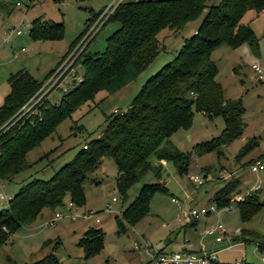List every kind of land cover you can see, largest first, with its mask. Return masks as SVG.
I'll use <instances>...</instances> for the list:
<instances>
[{
	"label": "rangeland",
	"instance_id": "obj_1",
	"mask_svg": "<svg viewBox=\"0 0 264 264\" xmlns=\"http://www.w3.org/2000/svg\"><path fill=\"white\" fill-rule=\"evenodd\" d=\"M108 1L0 0V104L9 91V75L19 70L26 71L37 81L45 82L50 76L52 79L61 78L71 69L64 77L62 86L68 89V86L77 83L79 77L82 78L78 62L80 55L84 50H103L106 37L117 27L115 22L104 21L100 26L96 21L99 10ZM203 11L177 31L163 28L157 33L160 49L134 79L136 92L148 76L172 59L183 38L197 27ZM35 17L61 23V35L55 39L32 38L29 31ZM239 21L250 28L255 42H243L235 47L217 44L211 49L209 59L215 66L213 77L219 85L223 102L239 103L240 134L224 141L214 151L197 154L193 147L219 136L224 120L219 114L207 116L192 108L188 127L178 128L168 137L174 148L189 153L185 173L177 174L170 162H164L159 180L149 170L128 189L123 199L115 186V164L111 158L103 157L83 182V205H69L65 197L64 205L56 208L63 210L65 207L60 215L59 210L42 209V215L11 234L0 246V264H31L49 250L56 254L60 264H137L147 258L146 250L149 256L187 247L184 249L195 255L201 244L207 249L216 250L214 259L218 262L264 263L262 189L255 193L259 209L246 221L239 219L237 208L232 203L234 194L241 196L255 182L261 184L264 178V171L254 174L247 167L255 161L264 162V8L246 10ZM16 29L21 33L16 34ZM21 48L25 51H20ZM14 54H18L17 57ZM252 64L259 67L262 79H257ZM44 89L38 87L36 91ZM136 92L109 95L99 91L93 100L79 106L26 154L29 162L26 169L14 175L10 181L0 180V194L11 197L26 181L35 177L49 178L61 165L71 160L85 142L100 136L106 126V116L111 115L114 109L118 114L125 112ZM61 95L60 88L54 90L46 97L49 100L43 99L39 105L45 101L57 102ZM158 162L161 163L160 160ZM194 174L202 179L200 184L190 181L189 177ZM227 180H236L234 193L229 194L228 202L222 205L230 206L229 209L219 207L194 220L186 215L190 207L214 204L212 197ZM155 181H159L156 182L158 187L162 185L164 189L154 191L148 213L133 225L123 221L124 231H119L115 217H121V211L134 199L142 184ZM113 197L115 200H112ZM170 197L177 198L181 203L183 215L169 200ZM7 201L0 198V209L7 205ZM107 204L109 210H106ZM69 211L77 213L79 217L71 220L67 214ZM95 217L98 218L97 222L93 221ZM48 220H53V224H49ZM216 222H220L231 237L239 239L242 233L245 240L240 239L242 242L231 248H223V242H213L209 236L201 235L205 226ZM84 225L101 228L103 232L101 248L87 258L83 257L81 248L76 245L77 235ZM235 229L239 230L238 233L232 232ZM242 230L249 232L250 236ZM137 244L138 250L134 249Z\"/></svg>",
	"mask_w": 264,
	"mask_h": 264
},
{
	"label": "trees",
	"instance_id": "obj_2",
	"mask_svg": "<svg viewBox=\"0 0 264 264\" xmlns=\"http://www.w3.org/2000/svg\"><path fill=\"white\" fill-rule=\"evenodd\" d=\"M208 1L119 2L105 20L117 23V27L106 37L103 50H84L78 59L81 80L68 86L57 102L45 101L43 105H36L8 128L0 130V180L10 181L29 166L26 154L75 109L93 100L99 91L111 94L137 77L160 49L157 33L161 29L177 31L204 10L195 30L183 38L171 60L148 76L125 112L113 111L106 116V126L100 136L85 142L86 147L82 145L74 157L49 178L35 177L26 181L8 199L7 205L0 209V246L11 234L41 215L42 209L55 210L64 205L65 197L76 206H82L85 200L83 182L103 157L111 158L115 164V186L123 199L128 189L149 170L159 180L162 166L159 160L170 162L177 174L185 173L189 153L174 148L168 137L176 129L188 127L192 108L207 116L219 114L224 120L219 136L193 147L197 154L214 151L224 141L240 134L239 103L223 102L213 77L215 66L209 53L220 43L230 47L243 42L253 44L252 31L239 20L246 10L263 9L264 0ZM29 32L34 39H55L62 33V24L35 17ZM7 82L9 91L0 104V126L11 123L10 118L36 92L42 81L19 70L10 74ZM156 182L159 181L142 184L134 199L121 211V217H115L119 231H124L123 221L133 225L148 213L152 194L164 189ZM235 182L227 180L216 190L211 199L216 208L228 202L229 194L234 193ZM260 189L264 197V178L259 189L232 201L241 221L248 220L259 209L255 197ZM244 233L250 236L249 232ZM241 235L239 239L245 240ZM102 244L103 232L95 226L88 227L77 241L85 258L97 253ZM31 264H60V261L51 251ZM207 264L252 263L218 262L212 258Z\"/></svg>",
	"mask_w": 264,
	"mask_h": 264
},
{
	"label": "built area",
	"instance_id": "obj_3",
	"mask_svg": "<svg viewBox=\"0 0 264 264\" xmlns=\"http://www.w3.org/2000/svg\"><path fill=\"white\" fill-rule=\"evenodd\" d=\"M123 0H109L106 4L103 5V7L99 10V18L96 20L98 24H101L106 20L109 14H111L114 10V8L117 6L119 2ZM102 20V21H101ZM92 30V29H91ZM97 30V29H95ZM16 34H20L21 31L19 29L14 30ZM21 50H24V48H21ZM71 66V63L69 64ZM252 70H254L257 73V79H262L261 70L259 67L255 64L251 65ZM71 69H69L61 78H54L52 79V76L47 78L45 82H41V85L39 88H45L43 91L38 90L36 91L16 112L15 114L10 118L11 123L5 122L2 126H0V130H4L8 128L15 119H18L22 115L30 112L34 106L39 105L43 99L46 98L52 91L57 90L60 88V92L63 93L67 90L66 87L62 86V82L64 80V77L68 74V72ZM54 76V75H53ZM264 77V76H263ZM81 80V77H79L78 82ZM44 83V84H43ZM36 96L35 99H33ZM114 112H117V109L113 110ZM33 112V111H32ZM9 119V120H10ZM83 147H86V144H83ZM161 164H164V160H160ZM248 170L250 172H253L254 174H258L260 171H264V162L263 161H255L248 166ZM190 181L195 184H200L202 182V179L198 177L197 175H192L189 177ZM261 187V184L259 182H255L251 188L245 190L241 196L235 195L233 196L234 200H240L243 198V196L247 193H250V191H255ZM0 198H6L7 200L10 198V196L5 197L3 194H0ZM112 200H115L113 197ZM170 201L175 203L176 207L180 210L181 213V203L178 201L175 197H170ZM72 203L69 202V205ZM230 207V206H229ZM229 207L224 206L222 209H229ZM109 204L106 205V210H109ZM219 208H216L215 205L209 204L208 206L204 207H198V208H192L190 207L186 211V215L189 218L196 219L197 217L201 215H205L209 212H213L218 210ZM94 214V212H90ZM95 221H98V218L95 217ZM238 229L233 230V233H238ZM202 234L210 236L214 242H223L224 246L223 248H231L234 244L241 243L240 240H237L231 237L229 234L225 232V229L223 228L222 224L220 222H216L214 224H210L208 226H205L202 229ZM255 246L260 249L258 243H255ZM139 244L135 245L134 249H139ZM150 247V245H149ZM148 250H146L147 252ZM216 250L211 249H205L204 247H201L197 254L192 255L189 250L181 248L178 251L173 252H159L157 254H149V258L146 262V264H207L208 260L215 257Z\"/></svg>",
	"mask_w": 264,
	"mask_h": 264
},
{
	"label": "crops",
	"instance_id": "obj_4",
	"mask_svg": "<svg viewBox=\"0 0 264 264\" xmlns=\"http://www.w3.org/2000/svg\"><path fill=\"white\" fill-rule=\"evenodd\" d=\"M20 51H25V50H21L20 49ZM17 55L18 54H14V57H17ZM134 80H132V81H130V82H128V83H126L125 85H123L121 88H119L118 90H116L115 92H113V93H111V94H109V95H112V94H114V93H120L119 95H124V94H128L129 92H130V94H133L134 92H136V86L133 84L134 82H133ZM125 90V91H124ZM123 91V92H122ZM55 210H59V212H58V214L60 213H63V211H65V207L63 208V210L62 209H55ZM52 211H54V210H52ZM42 213V212H41ZM59 214V215H60ZM67 214L69 215V217H70V219L71 220H74V219H76V218H78L79 216H78V214L77 213H71V211H69V212H67ZM182 215H183V213H181ZM42 215V214H41ZM192 220H194V219H192ZM93 221H95V218H94V220ZM95 222H97V221H95ZM189 222H191V221H189ZM48 223L49 224H53V220H48ZM186 224V223H185ZM88 225V224H87ZM89 227V226H88ZM87 226H82L81 227V229H80V231H79V234L77 235V241H78V239H79V237L84 233V231L88 228ZM201 235L202 236H208V235H204V234H202V231H201ZM210 237V236H209ZM211 238V237H210ZM234 238V237H233ZM59 239V238H58ZM212 239V238H211ZM237 240H240V239H237ZM77 241H76V245H77ZM212 241H213V239H212ZM241 241V240H240ZM44 242V241H43ZM214 242V241H213ZM242 242V241H241ZM61 244V240L59 239V245ZM78 246V245H77ZM79 247V246H78ZM201 247H203L202 246V244L200 245V248ZM80 248V247H79ZM182 248H187V247H182ZM204 248L205 249H207L205 246H204ZM82 250V249H81ZM199 250V249H198ZM198 250H197V252H198ZM50 251V250H49ZM49 251L47 252V253H49ZM196 252V253H197ZM82 253H83V251H82ZM55 254V253H54ZM56 255V254H55ZM146 255H147V258H145V259H143V260H140V261H138L137 262V264H145L146 262H147V260H148V258H149V256H148V254H147V252H146ZM58 260H59V258H58ZM60 261V260H59ZM34 262V261H33ZM23 264V263H22Z\"/></svg>",
	"mask_w": 264,
	"mask_h": 264
}]
</instances>
